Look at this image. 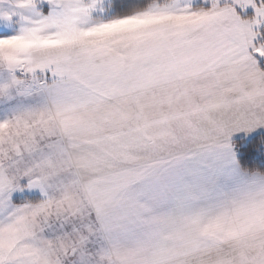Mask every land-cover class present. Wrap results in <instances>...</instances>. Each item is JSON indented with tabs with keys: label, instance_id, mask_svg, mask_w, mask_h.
Listing matches in <instances>:
<instances>
[{
	"label": "snow or ice",
	"instance_id": "6c2138e0",
	"mask_svg": "<svg viewBox=\"0 0 264 264\" xmlns=\"http://www.w3.org/2000/svg\"><path fill=\"white\" fill-rule=\"evenodd\" d=\"M0 264H264V0H0Z\"/></svg>",
	"mask_w": 264,
	"mask_h": 264
}]
</instances>
